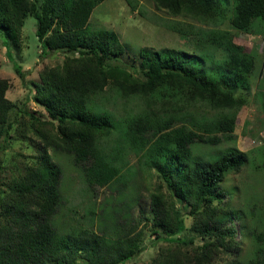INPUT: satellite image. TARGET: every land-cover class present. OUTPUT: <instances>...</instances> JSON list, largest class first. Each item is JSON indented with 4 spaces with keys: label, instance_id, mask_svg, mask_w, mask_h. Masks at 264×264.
<instances>
[{
    "label": "trees",
    "instance_id": "trees-1",
    "mask_svg": "<svg viewBox=\"0 0 264 264\" xmlns=\"http://www.w3.org/2000/svg\"><path fill=\"white\" fill-rule=\"evenodd\" d=\"M103 1L0 0V31L8 41L19 46L25 21L33 15L37 19L36 34L43 44L42 56L51 52L66 55L62 64L44 67L36 83L34 99L47 119L23 111L21 115L30 117L28 125L19 117L9 121L14 107L6 96L10 83L0 78V174L2 154L13 135L26 137L29 128L40 145L36 160L25 164L7 186L0 181V264H126L143 252L142 235L136 232V225L113 238L86 227L62 235L54 223L63 202V169L50 149L73 154L89 185H109L120 172L105 162L98 148V142L111 134L115 123L109 115L91 108V95L112 86L128 97L159 93L166 100L171 96L182 99L185 105L207 102L214 109H237L246 102L235 91L245 85L242 78L252 72L255 59L235 41L234 34L225 31L211 37L230 52L224 62L229 71L225 76L208 77L197 62L180 51L166 59L156 54L144 78L136 77L117 58L125 51L118 33L90 28L92 12ZM234 2L231 23L238 30L247 32L255 18L264 19V0ZM154 3L157 9L175 16L203 19L218 17L223 5L222 0ZM15 70L21 74L22 67L16 65ZM174 121L157 125L149 117L133 121L134 126L143 124L140 132L154 134L145 140L141 135H132L131 140L140 147L145 145L143 156L151 160V167L161 179L151 193V211L153 232L165 242L150 261L140 264H213L222 254L237 257L229 264H264V230L260 222L247 221L255 217L257 203L235 201L231 196L226 201L221 196L228 173L240 172L253 160L250 152L231 148L213 159H196L194 143L213 146L223 139ZM235 123L236 116L226 115L218 120L216 128L230 134L225 139H232ZM176 198L187 206V212L180 210ZM235 216L242 227L240 242L236 239L237 228L226 224ZM197 236L204 240L200 245L195 243ZM246 236L251 252L244 257Z\"/></svg>",
    "mask_w": 264,
    "mask_h": 264
},
{
    "label": "rangeland",
    "instance_id": "rangeland-1",
    "mask_svg": "<svg viewBox=\"0 0 264 264\" xmlns=\"http://www.w3.org/2000/svg\"><path fill=\"white\" fill-rule=\"evenodd\" d=\"M222 2L219 15L214 19L175 16L168 10L157 9L154 0H131L132 4L128 0H104L95 7L90 28H105L118 33L125 51L117 58L128 65L136 77L144 78V72L156 54L168 58L177 56L180 51L187 53L191 61L197 62L208 77L216 79L227 75L229 71L224 62L230 52L211 40L214 34L225 31L234 34L235 41L254 57L255 66L248 76L242 78L245 85L235 91L236 95L246 100L237 109H214L207 102L185 105L178 97L168 96L166 100L159 93L150 97H128L112 86L91 95V108L99 114L109 115L115 123L111 134L98 142V148L104 153L105 162L119 168L120 172L109 185H89L73 154L50 149L52 157L63 169V202L54 218L56 228L62 235L86 227L116 238L136 225V232H141V244L145 248L126 264L150 261L160 245L165 243L153 232L151 211V193L161 179L151 167V160L143 156L145 145L140 147L131 140L132 135H141L144 140L146 137L153 138L152 132H140L143 124L133 125V121L139 117H149L155 125L174 119L173 124H187L198 132L219 135L223 139L222 143L213 146L194 143L192 148L196 159H213L231 148L250 152L253 160L240 172L228 173L222 182L224 194L221 196L226 201L231 196L239 202H256V215L254 218L250 216L247 221L250 224L255 220L260 222L264 230V19L255 18L247 32L238 30L231 23L234 0ZM36 29L37 19L29 15L19 46L8 41L0 31V78L9 80L6 96L14 103L9 121L19 117L18 120L27 125L30 117L24 113L21 115L23 111L35 112L47 119L34 99L40 72L46 66L62 64L66 57L60 52L42 56L43 44ZM7 46L9 56L6 55ZM16 65L22 67L21 74L15 70ZM226 115L236 116L232 139H225L230 134L216 128L218 120ZM27 135H13L2 154L0 181L6 186L25 164L36 160L40 154V145L29 128ZM176 199L180 210L187 212V206ZM191 223L189 221L188 226ZM226 224H233L237 228L236 239L240 242L243 239L240 219L235 216ZM242 226L245 227V221H242ZM195 241L198 245L204 242L201 236H197ZM244 241L242 254L246 257L251 252V242L247 236ZM236 258L233 254H222L213 264H229Z\"/></svg>",
    "mask_w": 264,
    "mask_h": 264
}]
</instances>
